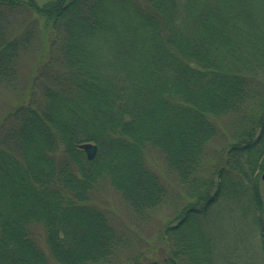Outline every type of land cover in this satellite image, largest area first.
Returning <instances> with one entry per match:
<instances>
[{"label": "trees", "instance_id": "trees-1", "mask_svg": "<svg viewBox=\"0 0 264 264\" xmlns=\"http://www.w3.org/2000/svg\"><path fill=\"white\" fill-rule=\"evenodd\" d=\"M0 85L21 90L0 117V264H112L131 250L96 195L109 187L139 217L163 203L149 149L191 201L159 227L156 258L122 264H216L210 207L249 181L260 209L264 0H0Z\"/></svg>", "mask_w": 264, "mask_h": 264}, {"label": "rangeland", "instance_id": "rangeland-1", "mask_svg": "<svg viewBox=\"0 0 264 264\" xmlns=\"http://www.w3.org/2000/svg\"><path fill=\"white\" fill-rule=\"evenodd\" d=\"M24 55L19 64V88L23 87L25 76L35 57L32 52ZM20 95L21 90L15 91L11 87L0 85V117L13 107ZM229 140V130L225 129L222 134L212 139L208 156L215 148ZM145 155L148 165L158 173L167 187L163 203L149 211L147 216L139 217L109 187H101L96 195L97 203L108 210L118 228L126 229V234L132 238L131 250L122 249L112 264H122L129 254L140 250L149 258H156L159 227L175 217L179 210L191 201L184 194L183 185L165 168L161 155L154 149L147 150ZM263 171L264 168L259 171L255 181L260 209L252 199L253 184L249 181L246 183L250 189L246 187L241 193L235 192L236 195L224 194L210 207L207 221L215 242L216 264H264V240L261 234L264 227V179L261 178ZM258 217L260 220H257ZM160 251L159 248V253Z\"/></svg>", "mask_w": 264, "mask_h": 264}, {"label": "water", "instance_id": "water-1", "mask_svg": "<svg viewBox=\"0 0 264 264\" xmlns=\"http://www.w3.org/2000/svg\"><path fill=\"white\" fill-rule=\"evenodd\" d=\"M82 147L85 151L87 159H92L95 156L97 150V146L95 143L87 141L82 144ZM261 178L264 179V171L261 173Z\"/></svg>", "mask_w": 264, "mask_h": 264}]
</instances>
